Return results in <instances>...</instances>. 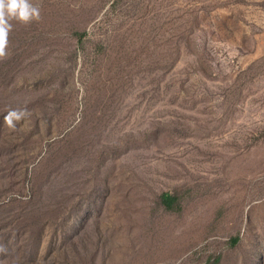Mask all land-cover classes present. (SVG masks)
<instances>
[{
    "label": "rangeland",
    "instance_id": "1",
    "mask_svg": "<svg viewBox=\"0 0 264 264\" xmlns=\"http://www.w3.org/2000/svg\"><path fill=\"white\" fill-rule=\"evenodd\" d=\"M32 2L0 58V264H264V0Z\"/></svg>",
    "mask_w": 264,
    "mask_h": 264
},
{
    "label": "clouds",
    "instance_id": "2",
    "mask_svg": "<svg viewBox=\"0 0 264 264\" xmlns=\"http://www.w3.org/2000/svg\"><path fill=\"white\" fill-rule=\"evenodd\" d=\"M40 18V8L32 0H0V58L7 56L6 45L8 35L13 25L11 21L29 23ZM26 115V110L11 109L4 120L8 127H15L14 121L20 120Z\"/></svg>",
    "mask_w": 264,
    "mask_h": 264
},
{
    "label": "trees",
    "instance_id": "3",
    "mask_svg": "<svg viewBox=\"0 0 264 264\" xmlns=\"http://www.w3.org/2000/svg\"><path fill=\"white\" fill-rule=\"evenodd\" d=\"M170 197L168 195H163V201L168 202Z\"/></svg>",
    "mask_w": 264,
    "mask_h": 264
}]
</instances>
